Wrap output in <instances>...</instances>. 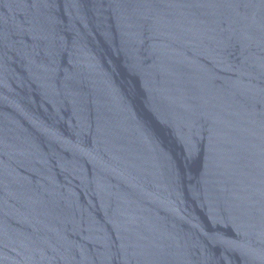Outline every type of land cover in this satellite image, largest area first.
I'll return each instance as SVG.
<instances>
[{"label":"water","instance_id":"water-1","mask_svg":"<svg viewBox=\"0 0 264 264\" xmlns=\"http://www.w3.org/2000/svg\"><path fill=\"white\" fill-rule=\"evenodd\" d=\"M0 264H264V0H0Z\"/></svg>","mask_w":264,"mask_h":264}]
</instances>
